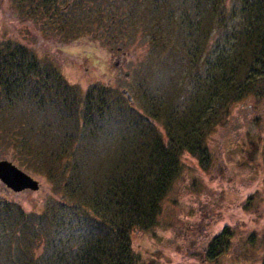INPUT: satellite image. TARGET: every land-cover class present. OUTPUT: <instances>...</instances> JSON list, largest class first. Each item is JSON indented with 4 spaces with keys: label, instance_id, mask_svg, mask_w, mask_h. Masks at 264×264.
<instances>
[{
    "label": "trees",
    "instance_id": "16d2710c",
    "mask_svg": "<svg viewBox=\"0 0 264 264\" xmlns=\"http://www.w3.org/2000/svg\"><path fill=\"white\" fill-rule=\"evenodd\" d=\"M169 1H150L151 40L181 53L190 88L156 74L136 87L141 109L133 97L111 101L104 86L79 92L52 58L0 42V142L62 195L40 211L0 199V264H142L131 231L155 224L183 151L205 150L264 73V0ZM16 2L62 36H88L103 21L102 0ZM226 241L213 236L209 251Z\"/></svg>",
    "mask_w": 264,
    "mask_h": 264
},
{
    "label": "rangeland",
    "instance_id": "374dc122",
    "mask_svg": "<svg viewBox=\"0 0 264 264\" xmlns=\"http://www.w3.org/2000/svg\"><path fill=\"white\" fill-rule=\"evenodd\" d=\"M150 1L102 0L103 21L91 34L86 36V30L67 37L57 33L53 19L43 22L21 10L16 0H0V42L17 39L52 58L79 92L104 86L111 101L121 102L125 88L141 109L136 87L156 74L176 80L178 88L184 83L190 88L187 77H180L181 53L151 40ZM176 2L168 5L175 8ZM106 23L110 25L105 27ZM253 77V91L232 103L228 114L211 128L205 150L183 151L181 171L155 224L131 231V246L142 264H263L264 73L255 72ZM10 155L12 151L0 142V159ZM19 166L39 186L13 191L0 181V199L14 200L26 211H40L50 200L61 198L44 174ZM217 234L227 241L220 251H209V241Z\"/></svg>",
    "mask_w": 264,
    "mask_h": 264
},
{
    "label": "water",
    "instance_id": "95a60500",
    "mask_svg": "<svg viewBox=\"0 0 264 264\" xmlns=\"http://www.w3.org/2000/svg\"><path fill=\"white\" fill-rule=\"evenodd\" d=\"M122 92L131 101L130 94L125 89H122ZM0 181L14 191L26 188L36 189L38 187V181L32 175L7 158L0 159Z\"/></svg>",
    "mask_w": 264,
    "mask_h": 264
}]
</instances>
